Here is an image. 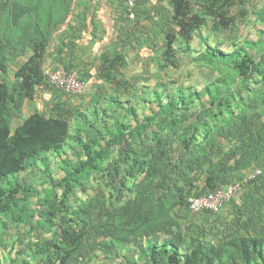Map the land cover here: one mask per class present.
I'll list each match as a JSON object with an SVG mask.
<instances>
[{"label": "rangeland", "instance_id": "rangeland-1", "mask_svg": "<svg viewBox=\"0 0 264 264\" xmlns=\"http://www.w3.org/2000/svg\"><path fill=\"white\" fill-rule=\"evenodd\" d=\"M110 1L114 5L126 0ZM102 2L105 0H0V44L9 68L5 80L10 87L16 81L15 73L33 55L34 42L44 36L50 38L44 61L47 76L43 84L36 87L34 98L22 102V114L12 119L13 128L35 113L64 114L70 125V138L62 149L46 154L35 167L17 178L32 192L29 197L20 194L15 208L26 206L34 218L29 224L19 226L4 218L7 224L0 225V264L43 263L38 245L54 234V230L43 228L45 212L49 208L41 204L44 199L52 204L53 213L51 210L48 215L58 231L63 224L72 228L84 225L89 231L85 251L77 256L76 264H126L123 256L129 247L122 248L115 243L119 238L117 228L123 223L120 216L125 215L129 202L143 201V196L160 201L156 205L164 209L163 220H171L180 228L183 241L170 231V224L163 225L159 235L153 234L146 239L174 240L186 252L188 241L194 239L219 244L234 208L255 186L244 181L249 172L242 173L244 189L232 201L234 206H225L216 214H193L180 201L189 189L180 192L170 182L153 195L151 188L157 185L156 178L148 180L145 175H131L134 148L141 147L142 140L145 146L154 144L153 127L147 130L146 137L142 134L144 139L130 134L145 122L147 116L157 114L161 103L191 94L203 97L207 87L229 80L230 73L226 69L199 59L209 47L227 53L246 49L249 54L264 58V21L260 17L264 12V0H235L226 7L225 18L232 20L227 26L212 14L214 6L210 0H189L192 15L199 14L204 20L191 38L182 35L170 0H146L139 5L142 11H136L134 18L119 5L112 14L113 25L98 20ZM15 6L27 12L18 23L14 20ZM70 18L79 19V22L73 23ZM89 32L91 41L77 55L73 51L75 44L71 40L64 42L69 33H85V38ZM247 41L258 45L250 48ZM96 42L105 44L98 52L97 46L90 47ZM62 45L69 50L65 54L58 50ZM167 51L171 62L165 55ZM103 55L119 57L115 79L105 78L100 73L106 66L101 59ZM63 65L76 72L86 84L81 93H66L50 82L48 73ZM257 80L251 81L250 85L261 86V80ZM166 94L171 97L167 98ZM241 94L245 98L248 96L244 90ZM208 101L207 96L204 101L196 98L195 103L181 108L196 112ZM118 125L127 126V140L116 145L98 169H85L77 185L68 177L66 169L86 162L88 150L96 147L95 140L105 147L114 135L110 132L119 131ZM157 134L173 147L178 146L179 129L171 132L163 129ZM196 187L195 192L202 191L201 182H197ZM84 210L89 211L88 216ZM130 252H133L132 258H137L133 246Z\"/></svg>", "mask_w": 264, "mask_h": 264}, {"label": "trees", "instance_id": "trees-1", "mask_svg": "<svg viewBox=\"0 0 264 264\" xmlns=\"http://www.w3.org/2000/svg\"><path fill=\"white\" fill-rule=\"evenodd\" d=\"M170 1L182 35L191 38L193 31L198 30L204 20L199 14L192 15L189 0ZM210 1L214 6L212 14L222 19L223 26L230 25L232 20L225 18V11L235 0ZM142 3L144 0L138 2L135 13L142 11L139 8ZM125 9L128 11V8ZM13 12L15 23L27 13L18 6ZM260 17L264 21V12L260 13ZM246 43L250 48L258 45L252 41ZM49 44L48 36L34 42L33 55L15 73L16 81L12 87L5 80L9 68L0 44V225L3 226L7 224L4 218L17 226L29 224L34 218L26 206L15 208L20 194L29 197L32 192L17 178L22 172L35 167L46 154L61 150L70 138V125L64 114L49 116L35 113L17 128L12 125V119L22 114L24 99H33L36 87L43 84L47 76L44 61ZM169 54L167 51L165 55L171 62ZM101 59L106 66L100 73L105 78L115 79L114 70L119 57L103 55ZM199 59L226 69L230 73L229 80H222L212 88L207 87L203 97L191 94L180 97V100L161 103L157 114L147 116L140 127L132 130L130 136L144 139L142 134L146 137L147 130L153 127L154 144L145 146L142 140V146L134 148L131 175H145L148 180L156 178L157 185L151 188L153 195L165 189L170 182L180 192L185 193L189 189L180 201L193 213L189 209L190 197L203 196L232 183H241L244 189L245 183L240 177L242 173L249 172V175L256 168H261L263 174L253 181H246L245 178L246 183H254L255 186L242 196L234 208L231 219L226 222L221 242L215 245L194 239L188 241L186 252L174 240L146 239L153 234L159 235L162 226L170 224V231L178 234L177 239L183 241L180 228L171 220H163L164 209L156 205L160 201L143 196L144 200H148L129 202L125 215L120 216L123 223L117 228L119 238L115 243L122 248L129 247L123 256L126 264H264V58L249 54L246 49L227 53L209 47ZM258 78L261 86L252 87L251 81H258ZM243 90L247 98L241 94ZM206 96L209 101L196 112L181 108L195 103L196 98L204 101ZM166 97L171 96L166 94ZM134 116L137 117L136 114ZM117 129V133L110 132L114 135L105 147L95 140L96 147L88 150L86 162L66 169L68 177L73 178L77 185L85 169H98L115 146L127 140V126L118 125ZM163 129L181 131L178 146L173 147L167 139L158 137L157 133ZM197 182H201V192H195ZM41 204L49 206L46 218L40 215L46 219L42 223L43 228L54 230L53 236L38 245L42 264H76L77 256L85 251L89 231L84 225L72 228L64 224L58 231L48 215L52 204L47 199L41 200ZM84 211L88 216L89 211ZM202 213L216 214L211 211ZM132 246L138 253L137 258H132Z\"/></svg>", "mask_w": 264, "mask_h": 264}, {"label": "built area", "instance_id": "built-area-1", "mask_svg": "<svg viewBox=\"0 0 264 264\" xmlns=\"http://www.w3.org/2000/svg\"><path fill=\"white\" fill-rule=\"evenodd\" d=\"M140 0H126L128 14L130 18H134V11ZM50 82L60 90L69 93H81L85 88V83L78 78V74L74 71L67 70L64 66H58L48 73ZM263 174L261 168H256L251 172L246 181H253ZM242 190L241 183L227 184L217 188L215 191L199 197L189 198V209L199 214L204 211L217 213L221 211L227 204L235 200Z\"/></svg>", "mask_w": 264, "mask_h": 264}, {"label": "crops", "instance_id": "crops-1", "mask_svg": "<svg viewBox=\"0 0 264 264\" xmlns=\"http://www.w3.org/2000/svg\"><path fill=\"white\" fill-rule=\"evenodd\" d=\"M145 1L146 0H144V2ZM122 2L123 3H121V1L120 2H117L119 4H116L115 3L114 5H113V2L110 1V0H105V2H102V6H101L100 12L98 14V20L100 22H102L103 24L113 25L114 19L112 18V14L114 13V10H116L119 7V5H121V4H123V6L121 5V7H124L125 12H127V15L129 16L128 11L125 9V8H127L126 1L125 2L122 1ZM142 4H144V3H142ZM120 9L122 10V8H120ZM85 19L86 20H89L87 16H85ZM71 20H72L73 23L79 22V19L78 20H75V18L74 19L70 18L69 21H71ZM70 32H72V31H70ZM83 35H85V33ZM83 35H80V34L75 35L73 33L72 34L69 33V35L66 36L67 37L66 40L64 41L65 43H67L68 40H71L72 43L75 44L73 46V48H74L73 51H76V55L79 53V51L81 49L86 48L85 46L88 44V41H91L90 39H92V36H91V33L90 32L85 36V38H83ZM96 46H97V52H98L100 49H102V47L105 46V44H99L98 45L97 42H96L94 46L93 45H90V47L92 49L93 48H96ZM59 47H61V48H59L58 50L59 51H63L64 54H65V52L67 53V51H69L68 48L67 47H64L63 45L62 46H59ZM72 62H74V61L72 60ZM74 63H76V62H74ZM231 203L227 204L225 208L231 207V205H233V202H231Z\"/></svg>", "mask_w": 264, "mask_h": 264}]
</instances>
